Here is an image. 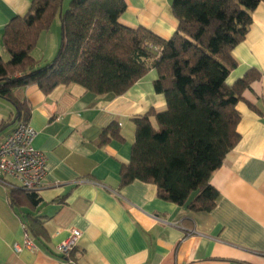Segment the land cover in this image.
Returning a JSON list of instances; mask_svg holds the SVG:
<instances>
[{
    "label": "crops",
    "instance_id": "crops-1",
    "mask_svg": "<svg viewBox=\"0 0 264 264\" xmlns=\"http://www.w3.org/2000/svg\"><path fill=\"white\" fill-rule=\"evenodd\" d=\"M32 1L0 0V54L5 59V28L26 14ZM125 1L123 25L145 27L165 39L175 34L172 0ZM56 32L59 36L49 43ZM60 43L59 14L37 46L50 44L47 53L54 58ZM232 54L237 66L229 86L249 71L259 76L236 105L241 139L211 176L219 197L210 211L161 198L153 183L121 185V168L130 163L136 140L134 118L167 108L164 94L155 90V68L122 95H97L76 83L47 94L38 84L17 90L30 107L27 122L38 131L33 146L46 156V175L36 204L25 193L12 202L11 190H22L19 181L0 179V264H264V2L252 12L247 35ZM114 122L122 140L101 143L104 129ZM16 124L0 132V138ZM26 228L36 248L16 251L15 245L25 243ZM74 230L81 232L77 246L69 256L61 255L58 245Z\"/></svg>",
    "mask_w": 264,
    "mask_h": 264
},
{
    "label": "trees",
    "instance_id": "trees-1",
    "mask_svg": "<svg viewBox=\"0 0 264 264\" xmlns=\"http://www.w3.org/2000/svg\"><path fill=\"white\" fill-rule=\"evenodd\" d=\"M64 2L33 0L27 13L5 28L3 48L9 59L0 54V98L15 112L0 122V132L30 116L28 102L16 95L21 88L38 84L47 94L76 83L97 95H122L155 68V90L164 94L167 108L134 118L136 140L130 163L122 165L121 185L153 183L161 198L193 211L212 210L219 191L211 176L241 139L236 105L259 76L249 71L229 86L227 79L237 66L232 52L264 0H172L178 28L170 39L123 25L125 0H70L62 12ZM59 14V49L39 67L31 53ZM112 139L122 140L116 122L104 129L101 143ZM21 193L33 204L39 200L38 192L12 189V202L22 199Z\"/></svg>",
    "mask_w": 264,
    "mask_h": 264
},
{
    "label": "built area",
    "instance_id": "built-area-1",
    "mask_svg": "<svg viewBox=\"0 0 264 264\" xmlns=\"http://www.w3.org/2000/svg\"><path fill=\"white\" fill-rule=\"evenodd\" d=\"M38 131L28 122H17L16 127L4 138H0V179L5 176L16 178L20 188L27 192H39L46 175V156L33 146ZM81 232L74 230L58 245L61 255L69 256L78 244ZM35 249L36 245L26 231L23 246L15 245V250Z\"/></svg>",
    "mask_w": 264,
    "mask_h": 264
},
{
    "label": "rangeland",
    "instance_id": "rangeland-1",
    "mask_svg": "<svg viewBox=\"0 0 264 264\" xmlns=\"http://www.w3.org/2000/svg\"><path fill=\"white\" fill-rule=\"evenodd\" d=\"M58 23H59V18L56 19V26H58ZM56 36H59L57 34V32H56V35L50 34V37L47 38V39H49V43H50V41L52 42ZM37 47L38 46L36 45V47L33 49L32 53H31V55L39 62V67H42V66L47 64L46 61H49L53 58L52 56H49V53H47V51L50 47V44H48L46 47L43 45L39 46L38 48ZM45 51H46V54H45V56H43V53H45ZM14 112H15V109L11 103L0 99V117H3L6 119L8 116L11 115V113H14Z\"/></svg>",
    "mask_w": 264,
    "mask_h": 264
}]
</instances>
